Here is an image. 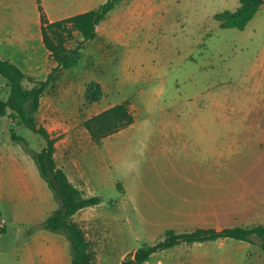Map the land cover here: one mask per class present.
I'll return each instance as SVG.
<instances>
[{
  "label": "rangeland",
  "instance_id": "obj_1",
  "mask_svg": "<svg viewBox=\"0 0 264 264\" xmlns=\"http://www.w3.org/2000/svg\"><path fill=\"white\" fill-rule=\"evenodd\" d=\"M238 5L120 0L83 44L78 63L61 69L46 88L36 116L39 125L57 128L56 162L71 148L85 193L101 199L77 217L94 264H120L142 243L160 238L136 223L129 203L142 205L144 190L159 193L166 179L264 180V3L242 29L221 28L214 15ZM80 39L74 32L67 45ZM89 80L100 83L102 96L85 104ZM7 95L8 89L0 92ZM123 100L133 121L92 141L82 121ZM13 129L24 150L44 143L23 125ZM184 245L157 253L150 264H176ZM247 259L242 264H264L256 241Z\"/></svg>",
  "mask_w": 264,
  "mask_h": 264
},
{
  "label": "crops",
  "instance_id": "obj_2",
  "mask_svg": "<svg viewBox=\"0 0 264 264\" xmlns=\"http://www.w3.org/2000/svg\"><path fill=\"white\" fill-rule=\"evenodd\" d=\"M95 2L0 0V58L12 62L34 79L45 78L54 63L49 59V51L42 42L39 6L48 21H56L94 9L102 3ZM3 89H8L4 79L0 81V92ZM13 125L15 123L7 115L0 116V216L5 219V226L0 231V264H71L67 239L40 225L57 207V202L46 182L39 176L32 158L23 146L11 139L9 129ZM43 127L53 137L56 126ZM57 127L62 128V131L67 130L64 125ZM70 145L79 146L71 142ZM70 149L63 150L59 163L56 162L54 151V160L69 181L83 195L90 196L92 194L85 193L80 183L84 176L83 170L72 162ZM253 181L241 177L166 179L159 193L144 190V196L139 199L144 203L141 205L138 201L132 206L129 203V211H135L134 216L138 218L135 219L136 223H141L145 229L150 227L146 229L147 232L157 233L160 237L166 229L180 233L196 228L220 230L256 225L264 219V180ZM98 205L77 210L72 216L73 220L78 223L77 219L81 217L78 215L84 209ZM129 223L132 224V221ZM181 243L185 244L184 254L176 260V264H242V260L248 261L250 243L245 240L224 237ZM181 243L152 253L149 260L142 264H150V258L154 255ZM155 264L163 262L157 259Z\"/></svg>",
  "mask_w": 264,
  "mask_h": 264
},
{
  "label": "trees",
  "instance_id": "obj_3",
  "mask_svg": "<svg viewBox=\"0 0 264 264\" xmlns=\"http://www.w3.org/2000/svg\"><path fill=\"white\" fill-rule=\"evenodd\" d=\"M119 1L105 0L94 9L56 21H48L39 6L42 42L49 51L50 60L54 63L43 79H34L23 73L12 62L0 58V77L5 80V85L8 87L6 99L0 98V116L7 115L14 123L27 127L43 139L44 143L39 150L25 148L35 163L39 176L46 182L57 202V207L40 225L51 232L62 234L67 239L71 264H94L93 252L84 231L72 216L81 208L98 204L101 199L98 195H83L79 188L69 181L63 169L57 166L54 160L55 138L45 127L37 124L35 114L43 92L56 79L61 69H69L78 63L83 44L94 38L96 26ZM238 1L239 5L235 10H224L214 15L221 28L242 29L263 5V0ZM74 32L80 34L81 39L75 44L67 45V41L73 38ZM101 96L100 83L89 80L84 87V103H95ZM132 121L133 116L128 108V101L123 100L84 119L82 125L91 140L98 142ZM9 130L13 141L25 143L24 138L16 134L12 127ZM224 237L250 243L256 241L264 254V219L256 225L232 226L220 230L196 228L190 232L178 233L166 229L158 240L152 244L142 243L124 257L120 264H142L152 253L181 242L191 243Z\"/></svg>",
  "mask_w": 264,
  "mask_h": 264
},
{
  "label": "built area",
  "instance_id": "obj_4",
  "mask_svg": "<svg viewBox=\"0 0 264 264\" xmlns=\"http://www.w3.org/2000/svg\"><path fill=\"white\" fill-rule=\"evenodd\" d=\"M5 226V219L0 216V231L4 228Z\"/></svg>",
  "mask_w": 264,
  "mask_h": 264
}]
</instances>
